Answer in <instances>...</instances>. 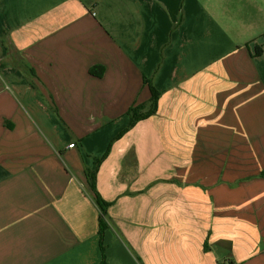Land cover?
I'll return each instance as SVG.
<instances>
[{
  "label": "crops",
  "instance_id": "obj_1",
  "mask_svg": "<svg viewBox=\"0 0 264 264\" xmlns=\"http://www.w3.org/2000/svg\"><path fill=\"white\" fill-rule=\"evenodd\" d=\"M0 264H264V0H0Z\"/></svg>",
  "mask_w": 264,
  "mask_h": 264
},
{
  "label": "trees",
  "instance_id": "obj_2",
  "mask_svg": "<svg viewBox=\"0 0 264 264\" xmlns=\"http://www.w3.org/2000/svg\"><path fill=\"white\" fill-rule=\"evenodd\" d=\"M144 83L149 86L150 90V99L147 103L131 107L128 112L127 116L129 117V124L127 130L135 126L138 122L148 119L152 115H154L157 111V104L159 100L160 93L152 86L150 81L144 80ZM107 153L101 157L100 159H96L94 161V168L92 170L86 169L85 170V177L88 186V193L93 200L96 208L99 211V235L102 236L104 230L107 227V223L105 221L106 211L109 206L107 202H105L96 188V172L100 162L105 158Z\"/></svg>",
  "mask_w": 264,
  "mask_h": 264
},
{
  "label": "rangeland",
  "instance_id": "obj_3",
  "mask_svg": "<svg viewBox=\"0 0 264 264\" xmlns=\"http://www.w3.org/2000/svg\"><path fill=\"white\" fill-rule=\"evenodd\" d=\"M192 154H193V156H196L198 162H202V163H204V161H206V152H204V151H202V150H199L198 152H196V153H192ZM218 154H220V153H218ZM129 159H130V160L133 159V158H132V153H131V152L129 153ZM203 171H204L203 168H199V169H198V172H199L200 175L203 174Z\"/></svg>",
  "mask_w": 264,
  "mask_h": 264
},
{
  "label": "built area",
  "instance_id": "obj_4",
  "mask_svg": "<svg viewBox=\"0 0 264 264\" xmlns=\"http://www.w3.org/2000/svg\"><path fill=\"white\" fill-rule=\"evenodd\" d=\"M74 147H75V145L73 143H71V144L68 145V148H70V149H72Z\"/></svg>",
  "mask_w": 264,
  "mask_h": 264
}]
</instances>
